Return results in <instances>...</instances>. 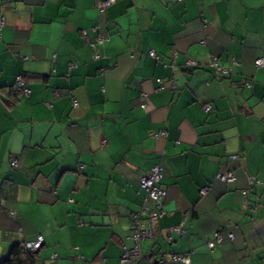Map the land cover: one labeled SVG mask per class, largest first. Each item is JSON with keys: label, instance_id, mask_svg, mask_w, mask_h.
<instances>
[{"label": "crops", "instance_id": "crops-1", "mask_svg": "<svg viewBox=\"0 0 264 264\" xmlns=\"http://www.w3.org/2000/svg\"><path fill=\"white\" fill-rule=\"evenodd\" d=\"M96 1L0 0V261L264 264V0ZM154 165L165 214L121 263Z\"/></svg>", "mask_w": 264, "mask_h": 264}, {"label": "built area", "instance_id": "built-area-1", "mask_svg": "<svg viewBox=\"0 0 264 264\" xmlns=\"http://www.w3.org/2000/svg\"><path fill=\"white\" fill-rule=\"evenodd\" d=\"M181 0H175V2H180ZM115 3V0H97L95 2V8L98 10L99 14H103L105 10ZM3 26V19L0 18V28ZM104 38L99 36L96 38L94 43H91L87 40V42L93 46L94 44H102ZM148 56L150 58L156 59L155 53L153 51L148 52ZM96 57V56H95ZM187 65L195 66L194 62L188 61ZM255 65L257 67L264 66L263 60L258 59L255 61ZM215 70L220 75L228 74L227 70H222L220 68H216ZM248 88H251L250 83H246ZM15 86L18 91H20L24 96L29 95V90L24 86L22 81V76H17L15 79ZM56 96L57 94L54 93ZM73 108L77 107V102L73 101ZM205 112H209L211 110L210 105H205L203 107ZM166 133L164 131H159L158 133L153 134L151 137L156 139L159 137H165ZM238 156H232L231 159H237ZM15 166V163L11 164ZM162 177V170L159 166L154 165L149 170L148 174L141 177L138 181V188L145 193V198L142 204V207L138 213H135L130 221V230L131 237L134 242V247L130 250H124V253L121 257V263H130L132 259L137 257H141L140 255V244L143 240L150 239L154 235V226L156 220L165 214L162 201L165 196V190L160 186L159 182ZM215 180L221 183H233L235 181L234 175L230 172H219L215 176ZM260 185V182L254 179H249L248 189L242 192L243 197H246L249 190L254 186ZM208 190V187H204L200 190V194L204 195ZM169 233H176L182 235L184 233L183 225L180 224L177 227L170 228ZM227 238L230 241L234 240V236L232 233H226ZM222 241L221 230H218L214 233L213 237L207 242V246L209 249H213L215 245L220 244ZM42 243V239L39 237L37 241L34 243H25L24 247L30 251H36L39 249ZM261 250L264 252V244L261 247ZM173 260L179 263L188 264L189 259L186 254H177L173 257Z\"/></svg>", "mask_w": 264, "mask_h": 264}, {"label": "trees", "instance_id": "trees-1", "mask_svg": "<svg viewBox=\"0 0 264 264\" xmlns=\"http://www.w3.org/2000/svg\"><path fill=\"white\" fill-rule=\"evenodd\" d=\"M17 93H18V91H17ZM207 105H210V104H207ZM161 170H162V168H161ZM161 179H162V177H161ZM161 179H160V182H161ZM160 182H159V184L161 186ZM226 233H228V232H226ZM176 255L177 254H174L173 257ZM37 263H38L37 251H30V250L25 249L24 243H22V242H15L14 244H12L11 249H10L7 257L0 261V264H37Z\"/></svg>", "mask_w": 264, "mask_h": 264}, {"label": "rangeland", "instance_id": "rangeland-1", "mask_svg": "<svg viewBox=\"0 0 264 264\" xmlns=\"http://www.w3.org/2000/svg\"><path fill=\"white\" fill-rule=\"evenodd\" d=\"M141 192H143V191H141ZM144 193V192H143Z\"/></svg>", "mask_w": 264, "mask_h": 264}]
</instances>
